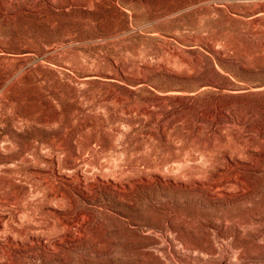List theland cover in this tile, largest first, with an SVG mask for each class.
Returning <instances> with one entry per match:
<instances>
[{
    "label": "rangeland",
    "instance_id": "rangeland-1",
    "mask_svg": "<svg viewBox=\"0 0 264 264\" xmlns=\"http://www.w3.org/2000/svg\"><path fill=\"white\" fill-rule=\"evenodd\" d=\"M0 264H264V0H0Z\"/></svg>",
    "mask_w": 264,
    "mask_h": 264
},
{
    "label": "bare ground",
    "instance_id": "bare-ground-1",
    "mask_svg": "<svg viewBox=\"0 0 264 264\" xmlns=\"http://www.w3.org/2000/svg\"><path fill=\"white\" fill-rule=\"evenodd\" d=\"M235 175H237V174H235ZM236 177L235 176L232 177V178H229L228 177V178H226V179L223 180V179L220 178L219 175H217V174L214 175V178L212 180V184H213V190L217 192V196H221L223 194H228V193H231L232 191H236V190H241V187H242L243 184L240 187L239 184H238V182H237V180L235 179ZM243 192H244V190H243ZM170 234H171V232L169 233L168 230L166 229V231L164 233H162V236L169 237Z\"/></svg>",
    "mask_w": 264,
    "mask_h": 264
}]
</instances>
